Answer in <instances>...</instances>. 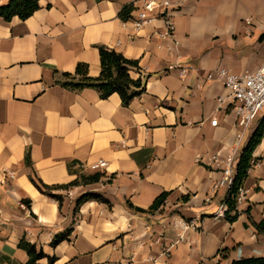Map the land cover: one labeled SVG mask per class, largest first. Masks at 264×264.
<instances>
[{
	"label": "crops",
	"instance_id": "1",
	"mask_svg": "<svg viewBox=\"0 0 264 264\" xmlns=\"http://www.w3.org/2000/svg\"><path fill=\"white\" fill-rule=\"evenodd\" d=\"M39 5L24 21L0 18V264H27L21 241L52 258L34 264H232L264 257V236L252 225L264 221V135L232 223L216 218L227 190L213 189L223 166L210 161L234 148L239 157L264 113L237 143L240 129L227 101L217 104L229 92L208 79L219 69L243 74L264 66V0H189L172 13V38L162 37L159 19L135 30L127 19L140 3L132 0ZM125 7L130 13L122 19ZM100 47L138 62L145 90L127 106L116 93L100 99L93 89L57 83L78 65L97 77ZM175 62L189 68L184 76L168 70ZM98 162L106 163L98 183L74 184L97 173L89 166ZM164 192L153 214L126 206L147 210ZM86 193L103 195L111 206L86 201L75 212ZM67 229L69 241L51 247Z\"/></svg>",
	"mask_w": 264,
	"mask_h": 264
},
{
	"label": "trees",
	"instance_id": "2",
	"mask_svg": "<svg viewBox=\"0 0 264 264\" xmlns=\"http://www.w3.org/2000/svg\"><path fill=\"white\" fill-rule=\"evenodd\" d=\"M40 1L41 0H8L6 4L0 5V18L9 21L17 17L24 21L39 9ZM129 13V7H125L120 11L119 16L122 19H126ZM99 60L100 73L97 77H89L86 66L78 65L73 74H61L62 80H57V83L72 91H79L85 88L93 89L98 93L100 99H106L111 94L116 93L120 97L123 106H127L133 98L140 96L144 92L145 87L143 79L140 76V67L137 61L126 59L120 53L106 47L99 48ZM133 74H136L137 77L133 78ZM263 135L264 115L254 129H252L248 142L238 157L234 182L230 193L224 200V203L227 205V212L224 215V219L230 223L236 221L239 217V212L236 208V197L239 189L242 188L248 177L249 170L252 168V154ZM101 177L102 174L100 173L89 176L82 175L74 184L83 186L96 184L100 181ZM31 182L41 191V185H38L33 179H31ZM166 197L167 193H162L154 200L147 210L136 208L129 203H126V206L137 213L153 214L164 204ZM86 201H98L111 206L110 201L104 198L103 195L86 193L77 200L75 212L78 206ZM57 202L60 203L61 198L57 197ZM245 213L248 215L249 211L247 210ZM252 225L257 232L264 236V221L252 223ZM72 232V229H67L64 232L56 234L50 246L55 247L63 241H69ZM19 246L26 251L29 257L27 264H34L37 260L48 258L42 251H37L33 245L21 241ZM48 259L52 260V258ZM232 264H264V257L238 259L233 261Z\"/></svg>",
	"mask_w": 264,
	"mask_h": 264
},
{
	"label": "built area",
	"instance_id": "3",
	"mask_svg": "<svg viewBox=\"0 0 264 264\" xmlns=\"http://www.w3.org/2000/svg\"><path fill=\"white\" fill-rule=\"evenodd\" d=\"M189 0H132L133 3H140L135 7L134 15L129 17L127 21L135 30L147 26L153 21L159 19L164 23V34L162 37H174L175 26L172 13L180 10ZM175 45L179 42L175 41ZM168 70H177L181 76H184L189 70L178 62L169 65ZM209 80H215L221 83L229 94L226 98H217V104L220 108L227 101L229 115L235 120L240 131L236 135L237 143H240L246 132H250L257 119L259 111L264 107V66L254 73L234 74L225 69H219L208 76ZM211 125H216V120L211 121ZM212 164L221 163L222 179L214 184L213 189L224 187L227 190V196L231 191L238 161V150L233 151L224 159L220 160L219 156L212 155L210 158ZM252 167L256 164L251 161ZM106 167L105 162L91 164L89 169L93 172L100 173ZM242 196V188L239 189L236 202ZM54 201L53 199H50ZM208 201V200H206ZM56 202V201H55ZM25 209L24 204H19ZM227 212V205L223 202L217 211L216 218H224ZM182 237H179V241Z\"/></svg>",
	"mask_w": 264,
	"mask_h": 264
},
{
	"label": "rangeland",
	"instance_id": "4",
	"mask_svg": "<svg viewBox=\"0 0 264 264\" xmlns=\"http://www.w3.org/2000/svg\"><path fill=\"white\" fill-rule=\"evenodd\" d=\"M261 113H264V108L259 111V114H261ZM247 135H248V132H246L244 139L247 137Z\"/></svg>",
	"mask_w": 264,
	"mask_h": 264
}]
</instances>
